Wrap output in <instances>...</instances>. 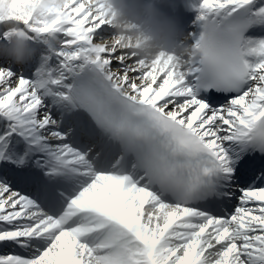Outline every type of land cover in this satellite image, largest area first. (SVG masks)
I'll list each match as a JSON object with an SVG mask.
<instances>
[{
	"label": "snow or ice",
	"instance_id": "snow-or-ice-1",
	"mask_svg": "<svg viewBox=\"0 0 264 264\" xmlns=\"http://www.w3.org/2000/svg\"><path fill=\"white\" fill-rule=\"evenodd\" d=\"M39 3L0 0V264H264V0H195L179 67Z\"/></svg>",
	"mask_w": 264,
	"mask_h": 264
},
{
	"label": "clouds",
	"instance_id": "clouds-1",
	"mask_svg": "<svg viewBox=\"0 0 264 264\" xmlns=\"http://www.w3.org/2000/svg\"><path fill=\"white\" fill-rule=\"evenodd\" d=\"M66 0H40L37 14L49 8L62 9ZM114 35L96 39L100 48L118 46L129 49L146 63L158 56L170 58L173 66L185 63V57L196 55L188 43V36L179 21L164 11L171 0H98ZM36 54L34 43L26 35L13 33L0 41V58L17 65L32 60Z\"/></svg>",
	"mask_w": 264,
	"mask_h": 264
},
{
	"label": "bare ground",
	"instance_id": "bare-ground-1",
	"mask_svg": "<svg viewBox=\"0 0 264 264\" xmlns=\"http://www.w3.org/2000/svg\"><path fill=\"white\" fill-rule=\"evenodd\" d=\"M100 38H102V36H101ZM32 59H33V58H32ZM31 61H32V60H31ZM31 61H29V62L23 64L22 66H26V65H28Z\"/></svg>",
	"mask_w": 264,
	"mask_h": 264
},
{
	"label": "rangeland",
	"instance_id": "rangeland-1",
	"mask_svg": "<svg viewBox=\"0 0 264 264\" xmlns=\"http://www.w3.org/2000/svg\"><path fill=\"white\" fill-rule=\"evenodd\" d=\"M107 28H108V27H107ZM107 28H106V29H107Z\"/></svg>",
	"mask_w": 264,
	"mask_h": 264
}]
</instances>
